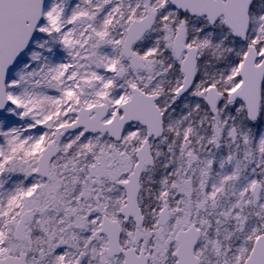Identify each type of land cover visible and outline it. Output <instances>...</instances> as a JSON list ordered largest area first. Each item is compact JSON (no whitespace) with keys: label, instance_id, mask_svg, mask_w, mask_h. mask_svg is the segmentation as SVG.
<instances>
[{"label":"snow or ice","instance_id":"1","mask_svg":"<svg viewBox=\"0 0 264 264\" xmlns=\"http://www.w3.org/2000/svg\"><path fill=\"white\" fill-rule=\"evenodd\" d=\"M0 264H264V0H0Z\"/></svg>","mask_w":264,"mask_h":264}]
</instances>
